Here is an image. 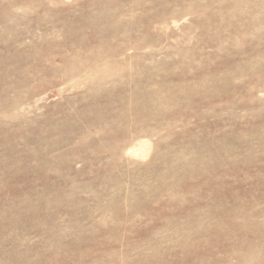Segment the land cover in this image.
<instances>
[{"label":"rangeland","instance_id":"374dc122","mask_svg":"<svg viewBox=\"0 0 264 264\" xmlns=\"http://www.w3.org/2000/svg\"><path fill=\"white\" fill-rule=\"evenodd\" d=\"M0 264H264V0H0Z\"/></svg>","mask_w":264,"mask_h":264},{"label":"bare ground","instance_id":"6f19581e","mask_svg":"<svg viewBox=\"0 0 264 264\" xmlns=\"http://www.w3.org/2000/svg\"><path fill=\"white\" fill-rule=\"evenodd\" d=\"M138 143V142H137ZM149 144V143H148ZM149 147V146H148ZM148 147H147V142L145 139L140 140L139 143L137 145L134 144V146H132L131 148H129V154H133L132 156H139L141 158L146 157L147 153H148Z\"/></svg>","mask_w":264,"mask_h":264}]
</instances>
